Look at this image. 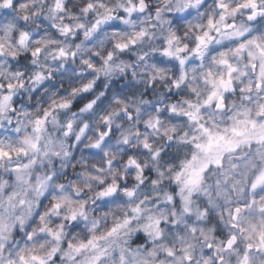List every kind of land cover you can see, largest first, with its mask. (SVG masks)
<instances>
[{
  "label": "clouds",
  "instance_id": "clouds-1",
  "mask_svg": "<svg viewBox=\"0 0 264 264\" xmlns=\"http://www.w3.org/2000/svg\"><path fill=\"white\" fill-rule=\"evenodd\" d=\"M0 264H264V0H0Z\"/></svg>",
  "mask_w": 264,
  "mask_h": 264
}]
</instances>
